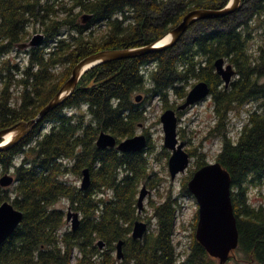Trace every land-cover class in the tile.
<instances>
[{
    "label": "trees",
    "instance_id": "trees-1",
    "mask_svg": "<svg viewBox=\"0 0 264 264\" xmlns=\"http://www.w3.org/2000/svg\"><path fill=\"white\" fill-rule=\"evenodd\" d=\"M229 1L0 0V131L37 117L84 58L149 45L189 11L220 9ZM86 16L91 19L84 23ZM199 26L203 28L187 38ZM37 34L45 36L42 46L18 48ZM15 51H24L27 60L14 58ZM220 58L237 72L229 87L216 72ZM195 80L211 87L215 123L210 134L223 140L216 161L232 176L240 235L235 255L246 264H264V201L252 203L249 193L251 187L264 186V0H243L229 17L193 24L171 49L92 69L73 96L30 135L0 152V175L11 173L17 182L0 187V205L12 200L24 213L0 248V264H217L195 233L187 247L177 242L182 210L172 189L160 193L161 201L153 205L155 225L149 222L142 240L132 238L134 223L142 219L141 186L155 188L166 180L152 167V157L168 158L169 151L154 152L147 132L148 148L139 153L96 144L102 131L118 141L134 137L147 121L146 102L157 98L168 106L174 95L184 100ZM139 94L144 99L137 103ZM250 103L257 108L234 140L229 136L230 114H240ZM204 158L202 154L198 169L206 165ZM86 168L91 169L92 185L83 191L70 178H81ZM183 193L191 195L188 182ZM64 201L82 216L75 232L57 207ZM197 223L198 213L194 230ZM100 240L106 243L103 250ZM121 240L125 258L118 260Z\"/></svg>",
    "mask_w": 264,
    "mask_h": 264
},
{
    "label": "water",
    "instance_id": "water-1",
    "mask_svg": "<svg viewBox=\"0 0 264 264\" xmlns=\"http://www.w3.org/2000/svg\"><path fill=\"white\" fill-rule=\"evenodd\" d=\"M243 5V0H230L226 6L220 9H193L186 13L182 22L163 37L153 43L130 49L106 50L90 55L78 62L71 72L70 79L59 89L49 103L40 111L37 117L29 121H21L0 131V152L9 151L30 135L46 116L63 105L75 93L81 78L100 65L139 58L146 55L160 53L175 47L187 33L189 28L200 21L223 19L237 13ZM91 19L84 18V23ZM45 42L43 34L35 35L29 43L20 44L19 49L42 46ZM217 74L222 78L226 87H229L236 77V69L228 64L226 59L220 58L215 62ZM211 96V87L205 81H199L189 91L185 101L177 109H167L161 116L164 130V147L171 156L168 161L169 172L172 181L182 174H185L190 165V155L185 151V143L180 141L178 129V113L203 102ZM143 95L136 97L140 103ZM99 149L116 148L122 153H139L148 146L146 135H136L118 141L117 138L105 131H102L97 139ZM81 189L87 191L92 185V174L89 168L82 171ZM16 178L11 173H6L0 178V187L10 188L16 184ZM188 190L194 196L198 204V223L196 229L197 241L206 249L207 253L219 264H226L232 257V253L239 246V230L232 202V176L218 161L207 164L198 169L188 183ZM150 191L144 186L139 194V214L144 209L146 198ZM67 223L71 224L75 232L81 225V215L72 207L67 211ZM24 220V213L15 208L11 201H5L0 205V248L13 236ZM148 223L137 220L133 225L132 238L142 240L148 232ZM101 250L106 247L103 240L98 242ZM117 259L123 260L124 241H119L116 247Z\"/></svg>",
    "mask_w": 264,
    "mask_h": 264
},
{
    "label": "rangeland",
    "instance_id": "rangeland-1",
    "mask_svg": "<svg viewBox=\"0 0 264 264\" xmlns=\"http://www.w3.org/2000/svg\"><path fill=\"white\" fill-rule=\"evenodd\" d=\"M203 26H199L193 29L187 38H191L193 34H196L200 31ZM14 58L20 59L21 61L27 60V54L24 51L17 54V51L14 52ZM199 80H195L190 85L191 89L194 85H196ZM140 95V94H139ZM144 95V94H141ZM184 100L177 98L175 95L169 101V105L165 106L163 103H160L157 98H154L152 101L146 102L144 105L147 111V121L142 125V128L137 130L136 135H146L149 134L151 137L152 144L155 146L154 152H162V148L164 147V130L161 122V116L167 109H177L179 105L183 103ZM167 107V108H166ZM257 108L256 103H250L246 105L241 111L240 114L237 111H234L230 114V126H229V136L236 140L241 131L243 130L244 124L246 123L249 112ZM179 118V139L180 141L185 143V151L190 155L191 165L188 171L185 174H182L176 178L175 181H172L168 161L171 156L165 158L164 155H160V160L155 158V155L152 157V167L156 170V172L162 177L166 178L158 187L152 188L151 186L142 185L140 192L144 186L148 188L151 192L150 195L146 198L144 203V209L140 215L142 219L146 223L155 225V216H154V204H158L161 201V194H166L169 189L173 190L175 196L179 198V204L181 205V213L180 224L177 242L182 241L187 247L190 244L191 236L195 233L193 226L195 215L198 213V204L194 196L185 195L183 193V185L185 182H188L192 179H189L191 173H195L198 168V164L202 162V154H205L204 161L207 164L214 163L217 160V156L222 151L223 140L222 138L210 134V129L215 123V112L214 105L211 97L207 98L201 103L194 105L187 109L184 112H180L178 114ZM147 132V134H146ZM135 135V136H136ZM148 148V146H147ZM146 148V149H147ZM167 150V149H165ZM168 151V150H167ZM156 152V153H157ZM158 155V154H156ZM4 175V174H3ZM0 175V178L3 176ZM71 180L76 182L79 186H81L82 175L81 178L72 175ZM250 200L252 203H260L264 201V186L262 187H251L249 189ZM14 198V196L12 197ZM139 199V197H138ZM12 201V200H11ZM58 208H61L65 211L67 215L69 204L64 201L57 205ZM182 224L185 225V228L182 227ZM69 228L71 225L68 224ZM197 229V227H196ZM189 248V247H188ZM116 255V252H115ZM219 264V261L218 263ZM226 264H246L242 261L241 258L234 254H232L231 259Z\"/></svg>",
    "mask_w": 264,
    "mask_h": 264
},
{
    "label": "flooded vegetation",
    "instance_id": "flooded-vegetation-1",
    "mask_svg": "<svg viewBox=\"0 0 264 264\" xmlns=\"http://www.w3.org/2000/svg\"><path fill=\"white\" fill-rule=\"evenodd\" d=\"M202 81V80H201ZM179 114V113H178ZM90 169V168H89ZM91 170V169H90ZM83 171V170H82Z\"/></svg>",
    "mask_w": 264,
    "mask_h": 264
}]
</instances>
